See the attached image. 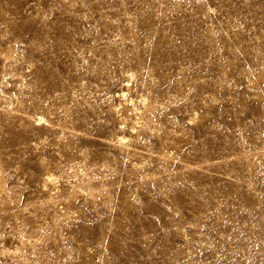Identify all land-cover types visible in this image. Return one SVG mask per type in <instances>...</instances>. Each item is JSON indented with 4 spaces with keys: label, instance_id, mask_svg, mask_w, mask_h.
Returning <instances> with one entry per match:
<instances>
[{
    "label": "rangeland",
    "instance_id": "1",
    "mask_svg": "<svg viewBox=\"0 0 264 264\" xmlns=\"http://www.w3.org/2000/svg\"><path fill=\"white\" fill-rule=\"evenodd\" d=\"M0 264H264V0H0Z\"/></svg>",
    "mask_w": 264,
    "mask_h": 264
}]
</instances>
